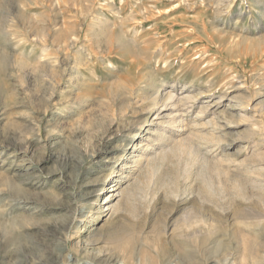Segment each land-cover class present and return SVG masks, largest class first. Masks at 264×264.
<instances>
[{"label": "rangeland", "instance_id": "obj_1", "mask_svg": "<svg viewBox=\"0 0 264 264\" xmlns=\"http://www.w3.org/2000/svg\"><path fill=\"white\" fill-rule=\"evenodd\" d=\"M91 238L264 264V0H0V264Z\"/></svg>", "mask_w": 264, "mask_h": 264}, {"label": "bare ground", "instance_id": "obj_2", "mask_svg": "<svg viewBox=\"0 0 264 264\" xmlns=\"http://www.w3.org/2000/svg\"><path fill=\"white\" fill-rule=\"evenodd\" d=\"M151 95V97H153V99H155V102H153V104L152 105H156L157 103H156V99H157V97L155 96V94H154V92L152 93V94H150ZM160 95V94H159ZM174 95V94H173ZM173 95H169V97L170 98H176V96L174 97ZM195 97V96H194ZM148 98V97H147ZM190 98V97H189ZM149 99H150V96H149ZM183 99V98H182ZM188 99V98H187ZM195 99V98H194ZM189 100H191V98L189 99ZM193 100V99H192ZM160 103V102H159ZM215 104V103H214ZM209 105V104H208ZM152 107V106H151ZM147 120V119H146ZM155 156H156V154H155ZM158 158V157H157ZM155 159V158H154ZM138 161H139V159H138ZM11 180V179H10ZM12 181V180H11ZM13 184H14V182H13ZM12 184V185H13ZM13 187V186H12ZM118 187H115V190L117 189ZM12 189V188H11ZM10 189V190H11ZM15 189V188H14ZM17 189V188H16ZM24 190V189H23ZM112 190H114V189H112ZM122 190V189H121ZM19 191H20V189H19ZM122 192V191H121ZM115 195H117V194H115ZM119 195H120V193H119ZM185 214V213H184ZM187 213L184 215V223L185 224H181V227L179 228V230H180V234L182 235V236H184L185 235V233H186V229H187V233H191L190 232V227H188V228H186L187 227ZM189 217V216H188ZM205 220V219H204ZM202 221V220H201ZM198 222V223H197ZM196 223H197V225H200V220H198V221H196ZM206 223V222H205ZM195 227V226H194ZM193 228V227H192ZM192 230V229H191ZM196 231V230H195ZM193 233V232H192ZM195 233V232H194ZM124 233L122 232V230L121 231H119V232H116V234H114V235H112L111 237H110V239H109V241H110V243H112V244H115V245H117V244H119V242L122 240V238L121 237H124ZM93 236H94V234H93ZM95 241H94V239H89L88 241H87V243H86V245H85V247H84V249H83V251H82V253H84L85 254V257L86 258H89L90 260L91 259H93L94 260V262H88V264H132V261L128 258V257H126V255L124 254V255H121V254H118V253H116V252H109V251H105L104 249H102V248H100V247H94V244H96V243H94ZM88 244H93V246L91 245V246H89ZM114 248H118V246H114ZM62 250V249H61ZM57 253H53L52 255H50V259H49V262L48 263H46V264H71V262H70V260H69V258H68V254L67 255H65V256H62V254H61V252L60 251H56ZM184 254H186V253H184ZM187 255V254H186ZM189 255V254H188ZM170 257V256H169ZM181 257V255L179 256V258ZM134 260H137V263L138 264H141V261H140V259H138V258H136V257H132ZM145 259V258H144ZM173 259V258H172ZM178 259V258H177ZM177 259H175V260H177ZM80 260V258L78 259V258H76V261H79ZM168 260H169V258H168ZM171 260V259H170ZM184 261V260H183ZM145 262V261H144ZM75 263V262H74ZM134 264V263H133ZM166 264V263H165ZM170 264H171V262H170ZM187 264H188V262H187Z\"/></svg>", "mask_w": 264, "mask_h": 264}]
</instances>
